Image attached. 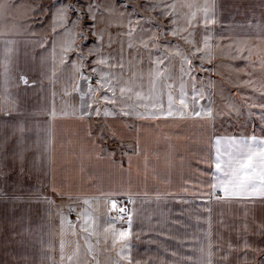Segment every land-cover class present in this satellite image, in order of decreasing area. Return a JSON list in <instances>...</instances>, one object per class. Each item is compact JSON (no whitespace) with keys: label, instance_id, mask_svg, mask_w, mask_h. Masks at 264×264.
Here are the masks:
<instances>
[{"label":"crops","instance_id":"0c3cea01","mask_svg":"<svg viewBox=\"0 0 264 264\" xmlns=\"http://www.w3.org/2000/svg\"><path fill=\"white\" fill-rule=\"evenodd\" d=\"M219 5L223 39L258 34L264 0H220ZM40 37L51 40L43 33L16 37L8 89L15 105L10 114L0 112V264L2 254H13L7 264H51V254H60L57 205L63 203L73 221L76 216L75 210L68 212V197L60 196L61 191L74 199L103 193L122 203L131 194V254L142 264H199L201 253L190 244L207 249L211 243L213 254H245V240L264 248V201L218 200L208 187L214 136L243 133H217L214 118L205 117L89 119L72 114L79 93L65 95L67 71L58 61L53 71L50 45L45 52L36 43ZM21 74L28 76L27 85L18 79ZM104 125L116 131L114 138L111 132L97 138L98 126ZM20 149L23 161L12 155ZM100 208L98 215H103ZM193 235L199 240L186 239ZM64 239L75 238L65 234Z\"/></svg>","mask_w":264,"mask_h":264},{"label":"snow or ice","instance_id":"6c2138e0","mask_svg":"<svg viewBox=\"0 0 264 264\" xmlns=\"http://www.w3.org/2000/svg\"><path fill=\"white\" fill-rule=\"evenodd\" d=\"M11 7L10 0H0V16ZM145 7L150 13L147 16L141 15ZM212 8L208 0H151L146 5L133 0H54L47 7L34 0L26 9L29 15L22 24L14 26V31L7 35L0 32L4 43V57L0 59L3 67L0 86L4 89L0 94V112L10 114L15 105L8 89L13 79L10 64L16 37L34 36L31 29L39 14L46 19L50 17L51 40L40 37L36 43L45 52L49 51L50 45L53 71L57 61L67 71L65 95L79 93L80 103L73 108L72 114L78 112L89 119L93 115L104 119L117 116L122 119H212L215 113L209 87L214 82L209 74L215 70L212 66L215 53L212 37L207 34L208 26L214 23ZM145 24L150 26L145 28ZM201 24L206 34L197 39ZM257 28L259 31L252 43L244 41L229 46L231 59L244 61V66L236 71L247 79H240L239 83L252 90L243 97L252 118V132L214 136V154L208 161V187L218 200L254 201L259 198L264 201V22L258 23ZM166 36L177 42L171 43ZM142 51L147 54L146 71ZM201 72L204 77L200 76ZM18 79L25 85L29 83L26 75L21 74ZM230 107L239 111L235 105ZM60 114L67 113L62 111ZM51 115H57L55 109ZM255 117H258V125L254 122ZM98 127V139L108 132L113 138L116 136V131L107 125ZM20 130L23 131L22 124ZM7 152L5 149L3 154L7 156ZM12 155L14 159H24L23 149L19 153L13 150ZM59 195H67L68 212L76 211L73 221L65 214V205H57L61 264H101L100 251L116 252L113 264H124L125 261L142 264L131 254L135 211L131 194L125 196L127 203L103 193L75 199L71 193L61 191ZM45 199L50 204L56 203L48 197ZM100 205H103V215H98ZM129 205L133 207L129 208ZM260 227L261 235H264V225ZM65 234L75 239L66 241ZM186 239L196 241L199 237L193 235ZM188 246L201 253L199 264H214L211 243L207 249L203 244L198 249L195 245ZM243 247L246 261L247 250L251 249L261 257L253 258L252 264H264V248H254L247 240ZM173 255L177 253L173 252ZM186 260H192V257Z\"/></svg>","mask_w":264,"mask_h":264},{"label":"rangeland","instance_id":"374dc122","mask_svg":"<svg viewBox=\"0 0 264 264\" xmlns=\"http://www.w3.org/2000/svg\"><path fill=\"white\" fill-rule=\"evenodd\" d=\"M33 2L34 0H10L12 7L6 14L0 16V32L6 35L10 31H14V26L22 24L26 16L29 15L26 9ZM53 2L54 0H35V3L43 4L45 7ZM133 2L146 5L151 2V0H133ZM201 2H203V0H201ZM208 2L213 5L212 14L214 17V23L208 26L207 34L212 37L215 53L212 65L215 70L209 74L214 85L209 87V92L212 93L216 132L250 133L252 132V123L250 122L252 118L249 117L248 105L244 102L243 97L250 94L252 90L242 83H239L240 79H247L243 73H238L236 71L237 68L244 66V61L240 59L232 60L228 52L230 51V45L234 47L244 41L252 43L253 38L223 39L222 18L218 17L221 11L219 10L220 0H208ZM149 14L146 7L141 12V15L147 16ZM158 19L165 23L167 22L163 17H158ZM210 19H212V17H210ZM144 26L147 28L150 25L145 24ZM31 31L34 33H43L51 37L50 17L46 19L43 15L38 14ZM205 34L204 25L201 24L197 32V39H202ZM165 39L173 44L177 42L171 36H166ZM217 45L220 47H217ZM113 47L115 48L116 46L113 45ZM141 54L145 56L144 69L146 71L148 68L147 54L143 51ZM205 66H208L207 61H205ZM200 76L204 77V73L201 72ZM145 86L147 85L145 84ZM200 103L204 102L201 101ZM230 105H235L239 108V111H233ZM254 122L258 125V117H255ZM129 208H131V205H129ZM2 258V264H7L6 261L13 258V254H2ZM98 258L101 264H106L108 261L112 264L117 258V254H98ZM253 258L258 260L261 257L259 254H248V261L245 260L244 254H213L212 257L214 264H252ZM51 264H61L60 254H51Z\"/></svg>","mask_w":264,"mask_h":264}]
</instances>
